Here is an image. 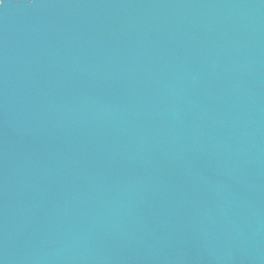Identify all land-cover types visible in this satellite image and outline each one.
<instances>
[{
  "label": "water",
  "instance_id": "95a60500",
  "mask_svg": "<svg viewBox=\"0 0 264 264\" xmlns=\"http://www.w3.org/2000/svg\"><path fill=\"white\" fill-rule=\"evenodd\" d=\"M0 264H264V0H0Z\"/></svg>",
  "mask_w": 264,
  "mask_h": 264
}]
</instances>
